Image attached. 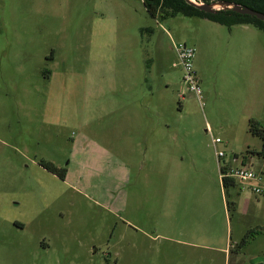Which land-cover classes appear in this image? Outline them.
I'll list each match as a JSON object with an SVG mask.
<instances>
[{"label":"rangeland","instance_id":"obj_1","mask_svg":"<svg viewBox=\"0 0 264 264\" xmlns=\"http://www.w3.org/2000/svg\"><path fill=\"white\" fill-rule=\"evenodd\" d=\"M250 119L264 128L251 24L153 18L142 0H0V264L264 258V196L220 171L264 175Z\"/></svg>","mask_w":264,"mask_h":264},{"label":"trees","instance_id":"obj_2","mask_svg":"<svg viewBox=\"0 0 264 264\" xmlns=\"http://www.w3.org/2000/svg\"><path fill=\"white\" fill-rule=\"evenodd\" d=\"M147 12L153 18L156 17H167L182 14L186 17H198L206 18L210 21L219 23L223 26L231 27L233 25H253L264 31V21L257 19L254 16L238 14L234 11H220L217 14H209L198 10L197 8L189 5L185 0H142ZM204 3H213L217 1H229L242 6L249 7L255 11L264 14V0H198ZM249 131L254 136H258L262 139L263 147L260 155L264 157V128L255 119L249 120ZM41 165L48 169L50 172L56 174L58 177L64 179L65 169L56 167L53 163L42 161ZM235 185L234 181L222 180V186L224 188ZM247 234L240 243L239 247L246 245L248 241Z\"/></svg>","mask_w":264,"mask_h":264},{"label":"built area","instance_id":"obj_3","mask_svg":"<svg viewBox=\"0 0 264 264\" xmlns=\"http://www.w3.org/2000/svg\"><path fill=\"white\" fill-rule=\"evenodd\" d=\"M178 59L184 70V81L190 87L191 91L200 93L196 72L194 70L193 60L195 50L187 44L175 45ZM220 142V139H215L214 143ZM219 163L220 159L225 155L223 152L216 153ZM233 163L238 162V157L235 156ZM220 171L222 180H231L247 186L255 196H264V175L262 172H256L251 166L245 164L243 161L240 164H220Z\"/></svg>","mask_w":264,"mask_h":264},{"label":"water","instance_id":"obj_4","mask_svg":"<svg viewBox=\"0 0 264 264\" xmlns=\"http://www.w3.org/2000/svg\"><path fill=\"white\" fill-rule=\"evenodd\" d=\"M189 5L197 8L198 10L209 13L217 14L220 11L231 10L238 14L254 16L257 19L264 21V14L258 11H255L249 7L242 6L236 3L229 1H217L213 3H204L197 0H185Z\"/></svg>","mask_w":264,"mask_h":264},{"label":"crops","instance_id":"obj_5","mask_svg":"<svg viewBox=\"0 0 264 264\" xmlns=\"http://www.w3.org/2000/svg\"><path fill=\"white\" fill-rule=\"evenodd\" d=\"M235 264H242L240 258L237 257V255H236V258H235ZM250 264H264V258L258 257L256 259H254L253 261H251Z\"/></svg>","mask_w":264,"mask_h":264},{"label":"flooded vegetation","instance_id":"obj_6","mask_svg":"<svg viewBox=\"0 0 264 264\" xmlns=\"http://www.w3.org/2000/svg\"><path fill=\"white\" fill-rule=\"evenodd\" d=\"M198 1V0H197ZM199 2H201V1H199Z\"/></svg>","mask_w":264,"mask_h":264}]
</instances>
